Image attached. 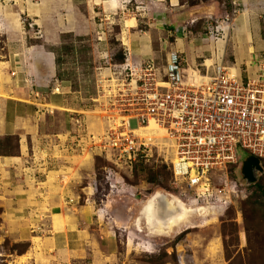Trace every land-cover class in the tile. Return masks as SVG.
<instances>
[{
    "label": "rangeland",
    "instance_id": "374dc122",
    "mask_svg": "<svg viewBox=\"0 0 264 264\" xmlns=\"http://www.w3.org/2000/svg\"><path fill=\"white\" fill-rule=\"evenodd\" d=\"M20 1L6 4L0 0V4L15 6ZM139 1L126 0L131 13L146 12L145 1ZM182 1L196 6L212 0ZM221 1L226 5L224 14L211 16L206 27L228 23L230 33L222 32V39H229L235 20L246 10L240 0ZM97 13L99 30L116 39L117 26L108 30L112 20ZM126 13L113 17L122 22ZM23 14L25 31L34 37L27 42L41 44L43 29L27 10ZM227 15L231 20L226 22ZM255 15L264 39V11ZM4 46L0 39V63L8 57ZM7 72L13 73L11 68ZM34 79L31 76L25 81L34 84ZM103 86L99 79L96 96L100 100L94 101V110L89 112L99 127L104 126L103 133L92 131L84 114L77 113L71 117L75 126L66 125V132L61 113L45 108L41 110L47 112V123L40 128L32 125L33 131L29 126L25 137L0 135V264H264V161L259 184H248L237 164L214 173L211 194L206 197L197 196L195 188L178 179L156 152L147 160L126 163L107 142L105 133L114 115L110 103L114 105V101L106 93L109 87ZM3 111L2 106L0 116ZM131 126L136 127L137 121L132 120ZM22 139L28 150L24 156ZM90 154L93 157L88 163ZM13 156L21 159L9 165L13 162L7 158ZM250 156L246 150L240 152L243 162ZM157 190L185 202L183 211L166 227L154 225L150 216L151 196ZM201 205L215 211L196 210ZM73 206L77 209V214L71 215L76 228L56 233L53 216L60 214L65 220ZM154 208L157 221L164 216L165 207L157 200ZM22 257L28 258L27 262Z\"/></svg>",
    "mask_w": 264,
    "mask_h": 264
},
{
    "label": "crops",
    "instance_id": "0c3cea01",
    "mask_svg": "<svg viewBox=\"0 0 264 264\" xmlns=\"http://www.w3.org/2000/svg\"><path fill=\"white\" fill-rule=\"evenodd\" d=\"M143 1L146 12L138 14L131 13L126 0H21L15 6L0 4V39L8 55L0 63V99L4 102L0 104L4 110L0 116V135L25 137L29 126L33 131L32 125L40 128L47 123L45 108L61 113L66 132V125L72 129L75 126L71 117L77 113L84 114L92 131L97 129L103 133L104 126L99 127L96 117L89 116L94 110V101L100 100L96 96L97 84L100 79L103 89H107L112 83L115 65L127 56L136 62L152 58L166 67L171 52L179 51L189 66L205 59L213 63L214 57L225 51L224 60L242 73L258 53L264 52V39L255 15L256 11H264V6L259 5L264 0H240L246 12L235 20L231 37L218 44L211 40L206 26L211 16L220 18L224 14L226 5L221 0L196 6L182 0ZM249 1L254 2L256 9ZM25 10L45 33V40L37 46L27 42L34 37L25 31L22 23ZM98 11L112 20L107 24L108 30L117 26L116 39H109L105 30H99ZM122 11L128 13L122 22H116L113 15ZM217 49L221 51L216 52ZM8 68L17 75H9ZM31 76L35 77L34 84L25 81ZM21 148L24 156L28 152L24 139ZM60 153L63 154H57ZM92 157L87 156L88 163ZM20 159L19 156L7 158L13 162L9 165ZM76 211L75 206L71 207L72 214L65 220L60 214L54 215L53 230L56 233L74 230L76 222L71 215L77 214ZM21 260L27 262L28 258Z\"/></svg>",
    "mask_w": 264,
    "mask_h": 264
},
{
    "label": "built area",
    "instance_id": "2783aa9c",
    "mask_svg": "<svg viewBox=\"0 0 264 264\" xmlns=\"http://www.w3.org/2000/svg\"><path fill=\"white\" fill-rule=\"evenodd\" d=\"M225 18L230 21L231 15ZM225 26L230 25L208 29L216 44L224 40ZM223 52L213 63L205 59L189 66L179 51L171 52L166 67L128 56L115 65L106 91L114 101L105 133L109 147L126 163L156 152L199 197L211 194L215 172L243 165L242 150L263 162L264 52L242 73L224 60Z\"/></svg>",
    "mask_w": 264,
    "mask_h": 264
},
{
    "label": "bare ground",
    "instance_id": "6f19581e",
    "mask_svg": "<svg viewBox=\"0 0 264 264\" xmlns=\"http://www.w3.org/2000/svg\"><path fill=\"white\" fill-rule=\"evenodd\" d=\"M229 28L230 26H225L226 33H229ZM157 200H160L163 202L164 207H165V214L164 216H160V219L156 221V214H155V203ZM151 220L154 225H161V226H167L168 224L171 223L172 219L177 217L181 211H183L182 207L185 205V202L171 194H165L161 190H157L152 196H151ZM210 207L208 206H201L200 208H197L196 210L198 211H204L206 213H210L214 209L210 210ZM149 210V208H148ZM215 211V210H214ZM213 211V212H214ZM185 214V213H184ZM150 219V218H149ZM174 222V221H173ZM149 225V224H148Z\"/></svg>",
    "mask_w": 264,
    "mask_h": 264
},
{
    "label": "water",
    "instance_id": "95a60500",
    "mask_svg": "<svg viewBox=\"0 0 264 264\" xmlns=\"http://www.w3.org/2000/svg\"><path fill=\"white\" fill-rule=\"evenodd\" d=\"M263 171L261 160L256 156H250L243 162L241 173L248 184L258 180V173Z\"/></svg>",
    "mask_w": 264,
    "mask_h": 264
},
{
    "label": "trees",
    "instance_id": "16d2710c",
    "mask_svg": "<svg viewBox=\"0 0 264 264\" xmlns=\"http://www.w3.org/2000/svg\"><path fill=\"white\" fill-rule=\"evenodd\" d=\"M253 184H254V185H257V184H259V182L257 181V182H255V183H252V185H253Z\"/></svg>",
    "mask_w": 264,
    "mask_h": 264
},
{
    "label": "flooded vegetation",
    "instance_id": "af4514ba",
    "mask_svg": "<svg viewBox=\"0 0 264 264\" xmlns=\"http://www.w3.org/2000/svg\"><path fill=\"white\" fill-rule=\"evenodd\" d=\"M201 206H205V205H201ZM201 206H200V207H201ZM200 207H199V208H200Z\"/></svg>",
    "mask_w": 264,
    "mask_h": 264
}]
</instances>
